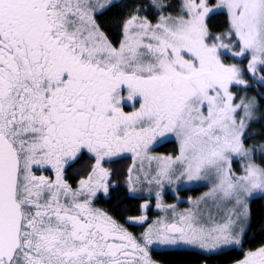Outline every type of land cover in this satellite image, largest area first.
Instances as JSON below:
<instances>
[{"label": "snow or ice", "instance_id": "snow-or-ice-1", "mask_svg": "<svg viewBox=\"0 0 264 264\" xmlns=\"http://www.w3.org/2000/svg\"><path fill=\"white\" fill-rule=\"evenodd\" d=\"M256 201L264 0H0V264H264Z\"/></svg>", "mask_w": 264, "mask_h": 264}, {"label": "trees", "instance_id": "trees-1", "mask_svg": "<svg viewBox=\"0 0 264 264\" xmlns=\"http://www.w3.org/2000/svg\"><path fill=\"white\" fill-rule=\"evenodd\" d=\"M169 149H171V145L168 146ZM253 211L256 215V221L254 222L253 225V232L256 234H259L260 230H261V222H260V217L262 215H264V207H262V202L261 201H256L253 205ZM166 259H171V257H168Z\"/></svg>", "mask_w": 264, "mask_h": 264}, {"label": "rangeland", "instance_id": "rangeland-1", "mask_svg": "<svg viewBox=\"0 0 264 264\" xmlns=\"http://www.w3.org/2000/svg\"><path fill=\"white\" fill-rule=\"evenodd\" d=\"M204 191H207V189L206 188H200L199 190L188 191V192L182 193V196H183L184 199H186L187 196L195 197V196H199ZM169 202H174V201L169 199ZM181 207H187V204H182Z\"/></svg>", "mask_w": 264, "mask_h": 264}]
</instances>
